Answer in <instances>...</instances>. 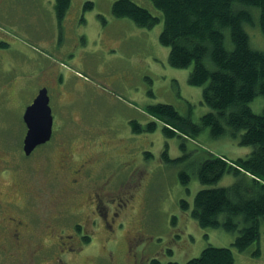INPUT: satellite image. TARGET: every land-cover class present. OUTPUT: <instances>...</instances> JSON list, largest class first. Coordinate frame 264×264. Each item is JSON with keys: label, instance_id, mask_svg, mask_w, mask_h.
Listing matches in <instances>:
<instances>
[{"label": "rangeland", "instance_id": "374dc122", "mask_svg": "<svg viewBox=\"0 0 264 264\" xmlns=\"http://www.w3.org/2000/svg\"><path fill=\"white\" fill-rule=\"evenodd\" d=\"M116 1L71 0L59 27L53 23V19L58 21L52 8L55 0H0V159L6 160H0V170L8 172L0 173V204L14 199L20 206L27 205L29 217H21L40 224L54 223L55 212L65 211L57 227L71 233L76 219L67 210L85 205L97 183L86 180L80 190L70 189L71 175L59 170L58 164L62 147L69 143L78 157L94 153L101 160L94 165V178L110 182L111 197L118 194L131 201L130 220H125L114 241L108 243L105 230L93 227L96 242L84 246L86 255L79 258L80 264L92 263L93 256L98 259L108 252L116 264H135L133 258L137 264H186L210 246L233 249L238 232L203 229L191 211L200 190L229 187L235 178L227 174L216 185L203 186L198 169L207 158L205 150L237 161L246 158L252 148L240 146L230 135L215 139L208 128L195 137L183 136L186 140L164 134L165 124L150 115V107L173 106L195 124L211 109L203 102V88L189 84L192 69L169 64L170 49L160 43L163 14L150 0H132L160 19L152 29L141 28L113 15ZM87 3L93 7L85 9ZM252 13L254 24L245 29L251 47L264 53L260 12L253 8ZM226 44L231 48L229 33ZM31 60L42 65L23 67L22 62ZM47 67H58L71 88L79 86L69 110H74L75 120L81 117L84 127L63 114L52 99L54 141L26 159L23 113L37 84L44 85L41 73ZM70 98L66 95L65 100ZM250 106L261 114L264 97H257ZM152 123L157 125L155 131H146ZM166 150L168 155H164ZM182 172L190 175L187 187L180 181ZM139 227L145 238L129 245L127 233ZM259 243L260 255L257 244L245 253L233 250L237 264H264V223Z\"/></svg>", "mask_w": 264, "mask_h": 264}, {"label": "trees", "instance_id": "16d2710c", "mask_svg": "<svg viewBox=\"0 0 264 264\" xmlns=\"http://www.w3.org/2000/svg\"><path fill=\"white\" fill-rule=\"evenodd\" d=\"M150 1L163 14L160 43L170 49L169 64L176 69H192L189 84L203 88V102L211 109L200 124L165 104L150 107V115L165 124L163 131L168 138L186 140L184 137L198 136L208 128L215 139L230 135L240 146L252 148L246 158L237 161L205 150L207 158L198 169L200 183L214 186L227 174L233 175L235 182L229 187L200 190L191 211L201 228H222L238 232V236L233 249L210 246L186 264H237L233 250L245 253L257 244L260 255L264 223V110L256 114L250 106L257 97H264V53L251 47L245 29V25L254 24L252 9H258L264 36V0ZM92 7V3L85 5V9ZM70 8L71 0H55L60 26ZM112 12L141 28L152 29L160 22L132 0H117ZM227 33L231 48L226 44ZM156 128L152 123L146 131ZM181 148L185 150L184 143ZM190 180L189 174H180L183 186L187 187ZM183 206L187 208V204Z\"/></svg>", "mask_w": 264, "mask_h": 264}, {"label": "flooded vegetation", "instance_id": "af4514ba", "mask_svg": "<svg viewBox=\"0 0 264 264\" xmlns=\"http://www.w3.org/2000/svg\"><path fill=\"white\" fill-rule=\"evenodd\" d=\"M59 70L58 67H47L43 70L44 86L42 88L48 89L50 102L52 99L56 100L63 114L78 122L80 127H84L80 115L78 114L80 120H75L72 117L74 110L72 112L69 110L77 98L79 86L71 88L70 84L65 83ZM66 95L71 96L67 101ZM76 130H83V128ZM62 144L63 142H60L58 145ZM89 147L97 148V146ZM0 160L6 162L4 159ZM100 161L94 153L78 157L77 151L69 147V143L61 149L59 170H68L66 173L71 175L70 189L80 190L86 180L93 179L97 183L93 195L87 197L85 205L67 210L76 219L72 222L71 233L57 227L65 211L55 212L54 223L51 221L40 224L34 219L21 217V214L29 217L27 205L20 206L14 199L9 200L7 205L0 204V264H80L79 258L86 255L84 246L96 242L92 236L93 227L96 230H105L108 243L116 239L125 220H130L131 201L127 199V196L122 198L118 194L114 198L111 197L108 191L110 182H100L96 180L98 178H94L97 168L94 165ZM126 163L123 164L126 165ZM0 173L7 175L8 172L5 168L0 170ZM12 208L15 209L14 212ZM90 215L93 216L92 220ZM142 238L145 237L140 227L133 228L127 233L129 245L135 244ZM96 254H99V251ZM133 260L136 264L137 259L133 258ZM87 264H116V260L108 252V255L98 259L93 256L92 263L87 262Z\"/></svg>", "mask_w": 264, "mask_h": 264}, {"label": "water", "instance_id": "95a60500", "mask_svg": "<svg viewBox=\"0 0 264 264\" xmlns=\"http://www.w3.org/2000/svg\"><path fill=\"white\" fill-rule=\"evenodd\" d=\"M28 132L24 140V151L27 156L40 145L50 141L53 134V116L47 89L39 92L34 103L24 115Z\"/></svg>", "mask_w": 264, "mask_h": 264}, {"label": "crops", "instance_id": "0c3cea01", "mask_svg": "<svg viewBox=\"0 0 264 264\" xmlns=\"http://www.w3.org/2000/svg\"><path fill=\"white\" fill-rule=\"evenodd\" d=\"M45 1L46 0H43V3H45ZM49 1H51V0H49ZM52 8H54V4L52 5ZM51 16H52V14H51ZM53 23H54V25H58L59 26V22L58 21H56V19H53Z\"/></svg>", "mask_w": 264, "mask_h": 264}]
</instances>
